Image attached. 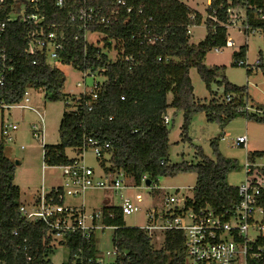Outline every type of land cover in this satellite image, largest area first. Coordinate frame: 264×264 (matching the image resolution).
I'll return each mask as SVG.
<instances>
[{
    "label": "trees",
    "instance_id": "16d2710c",
    "mask_svg": "<svg viewBox=\"0 0 264 264\" xmlns=\"http://www.w3.org/2000/svg\"><path fill=\"white\" fill-rule=\"evenodd\" d=\"M112 1L98 0L97 3L110 8ZM125 2L135 8L138 5L143 7L146 16L151 18L148 30L136 24L134 13H126L125 8H120V15L111 24L90 28V31L100 30L108 39L116 40L120 51L114 59L100 47L85 44L82 38L73 40L78 31L68 17L73 4L59 7L54 0H45L43 5L40 3L46 16V31L63 34L67 43L66 50L55 61L71 64L81 71L100 68V73L106 77L91 109L79 104L77 110H64L58 128L59 143H44L42 146L44 163L59 166L75 162L76 156H67L66 149L81 152L85 137L92 135L99 142L109 143V148L104 151L108 157L98 158L103 170L122 171L136 184L140 183L144 174L150 181L157 182L161 176L195 172L193 194L186 199L185 205L194 209L209 207L217 214L231 211L240 197L237 186L230 185L227 177L239 169L237 160L220 153L214 138L211 140L214 159L196 147L200 157L197 163L186 160L170 163V129L164 123L163 115L167 114L169 107L181 110V135L185 137L196 112L204 113L208 121L216 122L221 128L238 115H243L247 121L264 124V114H246L237 110L245 102V87L229 82L224 76V66L207 67L204 63L211 49L226 45L225 7L229 4L247 6L250 25L256 30L263 29L264 20L257 17L253 9H264V0H210L206 8V35L196 43L190 42L189 26L199 24L202 15L192 11L181 0ZM213 9H216V21L210 17ZM28 30L29 26L25 23L11 21L1 40V47L14 70L0 86V107L20 102L29 88L42 89L49 101L65 97L62 90L64 72L50 64L44 53L27 52ZM144 35L158 36L161 40L148 44ZM106 44H110L109 40ZM246 51L244 44L233 52L234 65L245 59ZM191 67L196 68L207 89H210L212 81H216L225 94L240 95L233 96L229 102H220L215 98L207 104L196 101L189 76ZM246 70L248 73L251 68ZM168 94H171L170 100ZM65 106L68 108L66 103ZM263 153L257 150L250 151L248 155L252 157ZM15 165L5 154V139L0 137V264H51L47 256L53 250L51 243L54 241L69 249V258L64 264H99L96 262L98 250L93 234L86 239L80 232L74 231L63 238H55L46 223L27 220L21 214L20 188L14 183ZM262 204L264 206V199ZM102 209L112 213L103 221L108 226H114L111 240L115 250L114 260L102 264H186L181 230L163 231L162 245L155 248L145 230L125 225L119 205H104ZM257 245L259 249H254L259 254L249 257L248 264H264L263 236L259 237ZM27 256L30 258L27 259Z\"/></svg>",
    "mask_w": 264,
    "mask_h": 264
},
{
    "label": "built area",
    "instance_id": "2783aa9c",
    "mask_svg": "<svg viewBox=\"0 0 264 264\" xmlns=\"http://www.w3.org/2000/svg\"><path fill=\"white\" fill-rule=\"evenodd\" d=\"M45 0H0V86L5 83V78L13 72L14 66L7 57L4 49L1 47L7 25L11 21H20L29 26L26 35L27 52L34 54L36 52L44 53L46 59L57 60L60 53L65 51L67 43L63 34L58 35L53 30L46 31V16L40 8ZM59 7L70 3L74 5L73 9L68 12L70 23L75 25L78 31L73 35V40L83 39L85 44L90 43L87 39L88 32H101L100 30L90 31L91 27L106 26L111 24L120 15V8H125L126 13H134L135 23L146 31L148 20L144 9L141 5L136 8L128 6L125 0H113L111 7L97 3L98 0H54ZM24 3V6L22 4ZM23 7V10L21 8ZM247 6L229 4L225 7L224 25L229 27H238L244 33L254 32L256 28L249 23V17L246 13ZM250 7V6H249ZM257 17L264 20V9L254 8ZM216 9L212 10L213 21H216ZM259 30V29H257ZM104 34V33H103ZM148 44H154L161 37L144 35ZM113 40L114 38H110ZM116 41V40H115ZM105 45V53H109L110 49L115 48V44ZM94 45V44H93ZM234 40L226 37L225 46H233ZM99 47V46H98ZM223 47L213 48L216 51ZM104 50H102L104 52ZM117 51V54H119ZM122 51V50H121ZM109 57V56H108ZM160 59V58H158ZM35 63V61H33ZM238 64H247L245 59L238 61ZM255 66H264V58L260 57L256 60ZM102 69L84 70L85 75H94ZM106 78V77H105ZM104 81V80H103ZM102 81V82H103ZM84 82V81H83ZM99 81L93 83V87L89 90L82 89L73 92L70 99L65 103L69 110H77L79 104H84L88 109L92 108L93 103L97 99V91L101 86ZM77 85H80L77 82ZM28 89L24 93L23 99L15 104H2L3 108H20L30 109L34 111L38 117V121L32 124V132L36 138L43 140L44 135V116L37 108L33 107L28 101ZM233 96L225 94V101L229 102ZM83 100L84 102L80 101ZM123 99V97H121ZM239 112L246 114L262 115L264 108L261 105L253 106L247 101L237 109ZM164 123L168 124L170 118L167 114L163 115ZM18 128V124L12 121H3L1 123V138L11 140L13 132ZM234 143L242 145L246 149V135H239L234 139ZM44 143H42L43 146ZM90 148L98 158L104 156V151L109 148V143L99 142L92 135L86 136L81 152H76V161L71 164H62L59 167L62 170L63 183L52 186L47 192L40 191L37 198L31 204L22 203L19 210L27 220H40L46 223L55 238H63L68 232L78 231L81 235L88 239L95 234L96 230L104 228H114L104 223L106 216H112L111 212L105 210H97L88 212L83 206L64 205L65 195H78L89 187H99L106 190H117L127 188L131 184L126 181L130 179L122 171L104 170V176L99 175L94 178V170L92 167L80 163L78 159L83 160L82 153ZM249 152H245V160L243 163L244 180L237 185L239 193V203L229 212L223 214L215 213L211 208L204 207L194 209L186 206L185 195H166L163 197L161 208H152L148 211L147 224L141 228L148 234L152 230L178 229L183 232L184 245L186 248V264H248V258L259 254L254 247L259 249L257 240L264 235L260 232L255 236L249 235V229L261 230L264 219V153L258 156L249 157ZM109 165V163H107ZM147 176L144 174L140 181H146ZM157 182H152L147 186L156 187ZM58 200H61L60 203ZM119 208L122 216L130 214L140 208L136 206L128 197H122ZM109 252H107L108 254ZM115 254V251H114ZM30 257L27 256V259ZM90 261V260H89ZM96 262L102 264L101 258H97Z\"/></svg>",
    "mask_w": 264,
    "mask_h": 264
},
{
    "label": "rangeland",
    "instance_id": "374dc122",
    "mask_svg": "<svg viewBox=\"0 0 264 264\" xmlns=\"http://www.w3.org/2000/svg\"><path fill=\"white\" fill-rule=\"evenodd\" d=\"M192 11L202 15L199 24L189 26L190 42H198L206 35V8L207 0H181ZM23 10V7L21 8ZM227 37L234 40L233 46H224L221 50L211 49L204 60L207 67L224 66V76L226 79L238 86H244V99L250 105L264 108V68L255 66L258 58H264V28L247 34L238 27L227 28ZM87 39L90 43L99 46L104 50L106 41L109 40L105 34L100 32H88ZM113 42V40H109ZM110 49L108 56L114 59L117 56L116 47ZM246 45L247 51L245 62L247 64L234 65L233 52L237 51L241 45ZM106 50H104L105 52ZM50 64L55 65L64 72L65 81L63 84L64 98L59 101H49L44 97L42 89H28V101L33 107L37 108L44 116V135L43 140L36 138L32 132V124L38 121L36 113L30 109L3 108L0 107V137L1 123L3 121H12L18 124V128L13 132L11 140H5V154L15 162L14 183L20 188L21 203L28 204L32 202L40 191L47 192L52 186L63 183L62 170L59 166H48L43 161L42 143L57 144L59 138V123L61 115L65 109V102L70 99L73 92L82 89L89 90L95 81L102 82L105 76L99 73L94 75H85L83 72L71 64H62L49 60ZM251 70L247 73V68ZM189 76L193 85V92L196 101L200 103H209L213 98L225 101L223 88L216 81L210 83V89H207L205 83L200 78L195 67L189 70ZM221 77L218 78V80ZM84 81V82H83ZM77 82L80 85H77ZM239 96L240 94H231ZM171 94H168V100ZM170 118L167 124L169 132L168 160L170 163H177L186 160L191 163H197L200 157L197 155L196 147L201 148L202 152L208 157L214 159L215 153L211 145V140L216 138L218 151L226 157L235 158L239 164V169L229 173L227 182L230 185H239L244 180L243 163L245 160V149L241 145L234 143V139L239 135H246L247 147H255L264 150V124L255 121H247L243 115H238L230 120L224 127H220L216 122H210L202 112H196L192 116L191 124L188 128L187 136L181 135V124L183 121L182 111L169 107L166 111ZM69 157L76 156L75 150L66 149ZM83 160L78 159L80 163L90 166L94 170V178L99 175L104 176L105 171L101 168L97 156L93 154L90 148L82 153ZM108 157L107 155H104ZM108 163V162H107ZM131 184L127 188L117 190H106L99 187H89L78 195H65L64 205L83 206L86 211L94 212L102 210L105 204L119 205L122 197H128L140 209L130 214L123 215L126 226L142 227L147 224V212L152 208H161L163 197L166 195H185L191 197L196 181L195 172H184L173 177H159L156 187L147 186L144 181L135 185L130 179ZM105 203V204H104ZM113 228H104L95 231L96 248L98 257L104 263L112 262L115 258L114 246L111 235ZM258 232L264 235V224L261 230L249 229V235L255 236ZM151 243L155 248H160L163 241V232L161 230L150 231ZM52 252L49 251L48 259L51 264H64L69 258V249L57 241L51 243ZM107 252H109L107 254Z\"/></svg>",
    "mask_w": 264,
    "mask_h": 264
},
{
    "label": "crops",
    "instance_id": "0c3cea01",
    "mask_svg": "<svg viewBox=\"0 0 264 264\" xmlns=\"http://www.w3.org/2000/svg\"><path fill=\"white\" fill-rule=\"evenodd\" d=\"M207 2H210V0H207ZM208 5V4H207ZM248 144V143H247ZM242 146V145H241ZM243 147V146H242ZM246 147H247V145H246ZM257 150H259V149H256L255 147H250V149H245V152L247 151V152H250V151H257ZM259 151H264V150H259ZM38 195V194H37ZM37 195L35 196V198H34V200L37 198ZM33 200V201H34ZM32 201V202H33ZM32 202H30V203H28V204H31ZM105 204V203H104ZM106 206H109V204H105Z\"/></svg>",
    "mask_w": 264,
    "mask_h": 264
},
{
    "label": "water",
    "instance_id": "95a60500",
    "mask_svg": "<svg viewBox=\"0 0 264 264\" xmlns=\"http://www.w3.org/2000/svg\"><path fill=\"white\" fill-rule=\"evenodd\" d=\"M22 1H24V0H22ZM22 6H24V3L22 4ZM145 183L148 185V184L150 183V180L147 179V180L145 181Z\"/></svg>",
    "mask_w": 264,
    "mask_h": 264
}]
</instances>
